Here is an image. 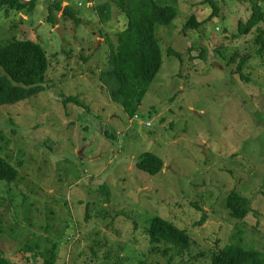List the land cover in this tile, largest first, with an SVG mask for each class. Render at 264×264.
<instances>
[{
  "label": "rangeland",
  "instance_id": "374dc122",
  "mask_svg": "<svg viewBox=\"0 0 264 264\" xmlns=\"http://www.w3.org/2000/svg\"><path fill=\"white\" fill-rule=\"evenodd\" d=\"M215 1L218 15L187 33L192 9L203 22L212 5L162 1L178 17L156 27L164 64L131 122L100 82L127 21L113 0H39L29 14L0 7V46L30 39L50 61L45 91L0 107V155L19 171L13 183L0 182V227L12 230L0 249L13 264H43L41 254L26 261L17 250L33 240L42 253L59 245L56 264H209L212 251L238 238L264 253V53L258 29L235 37L264 0ZM57 2L82 23L58 11L48 21ZM69 96L89 110L65 104ZM145 152L164 160L161 173L137 168ZM233 191L252 202L244 220L230 216ZM156 216L189 231V250L150 245L145 229Z\"/></svg>",
  "mask_w": 264,
  "mask_h": 264
},
{
  "label": "trees",
  "instance_id": "16d2710c",
  "mask_svg": "<svg viewBox=\"0 0 264 264\" xmlns=\"http://www.w3.org/2000/svg\"><path fill=\"white\" fill-rule=\"evenodd\" d=\"M38 1L30 0L23 3L22 0H0V7L6 6L7 14L10 10L29 14L36 8ZM162 1L164 0H113L127 21L124 29L116 34L115 43H111L108 64L101 71L100 82L107 90L109 99L122 107L129 122L140 119L139 114L143 100L164 64L163 50L156 35V27L171 25L178 17L177 8L163 5ZM206 1L212 5L213 12L210 17L207 21L200 22L197 12L192 9L193 12L183 27L184 33L189 30L201 29L218 15L217 2L215 0ZM62 3L57 2L49 7L48 21L55 24L54 12L58 11L63 12V16L68 15L76 24H81L82 19L78 17L77 11L69 5L64 7ZM107 9H109L108 5L99 8V12L106 22L109 19ZM252 9L253 12L249 20L239 22V34L235 37L246 36L254 29H258L256 43L260 46L259 51L262 54L264 53V29L261 24L264 23V10L260 3L253 4ZM167 54L170 57H182V54L173 48H169ZM245 61L241 63L238 70L243 79H246L243 74ZM49 69L50 61L47 52L39 43L30 39H20L1 45L0 107L20 103L45 91L44 83L46 84V75ZM63 102L89 110V106L81 100L80 96H69ZM146 126L151 127L152 123L149 122ZM136 165L139 170L150 175L161 173L165 167L164 160L151 152L143 153ZM18 177V169L8 158L0 155V182L11 184ZM102 188L106 189L109 195V187L102 186ZM226 204L230 216L237 220H244L253 212L251 200L236 191L228 195ZM8 232H12V230H2L0 227V236L5 233L9 234ZM145 233L151 246L159 248V245H165V253L173 247L182 255L189 250L192 244V237L188 230L181 229L174 222L159 216L151 220ZM52 243L53 247L46 249L44 253L38 251L39 243L34 240L32 245L25 244L17 250L25 256L27 253L33 254V258L41 254L43 264H56L59 258V245ZM210 256L211 263L209 264H264V253L246 248L239 238L237 242L223 249L212 251ZM25 259L29 261L30 257L26 256ZM0 264H13L1 249ZM116 264H120V262Z\"/></svg>",
  "mask_w": 264,
  "mask_h": 264
},
{
  "label": "water",
  "instance_id": "95a60500",
  "mask_svg": "<svg viewBox=\"0 0 264 264\" xmlns=\"http://www.w3.org/2000/svg\"><path fill=\"white\" fill-rule=\"evenodd\" d=\"M30 0H22L23 3H27L29 2Z\"/></svg>",
  "mask_w": 264,
  "mask_h": 264
}]
</instances>
